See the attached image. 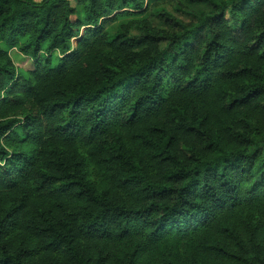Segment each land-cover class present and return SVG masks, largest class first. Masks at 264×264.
Masks as SVG:
<instances>
[{
    "label": "trees",
    "instance_id": "16d2710c",
    "mask_svg": "<svg viewBox=\"0 0 264 264\" xmlns=\"http://www.w3.org/2000/svg\"><path fill=\"white\" fill-rule=\"evenodd\" d=\"M73 1L0 0V264H264V0Z\"/></svg>",
    "mask_w": 264,
    "mask_h": 264
},
{
    "label": "rangeland",
    "instance_id": "374dc122",
    "mask_svg": "<svg viewBox=\"0 0 264 264\" xmlns=\"http://www.w3.org/2000/svg\"><path fill=\"white\" fill-rule=\"evenodd\" d=\"M34 1H40V0H34ZM72 4H74V1L73 0H69ZM173 14L176 16V17H178V18H181V19H183V20H185L186 21V18L184 17V16H182L181 14H179V13H175V12H173ZM12 59L17 63L18 61H20V59L21 58H18V57H15L14 55L12 56ZM27 66V64H25L24 65V67L23 68H25Z\"/></svg>",
    "mask_w": 264,
    "mask_h": 264
}]
</instances>
